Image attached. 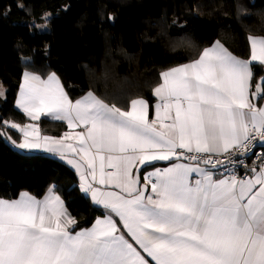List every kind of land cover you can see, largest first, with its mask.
Here are the masks:
<instances>
[{
	"label": "snow or ice",
	"instance_id": "snow-or-ice-1",
	"mask_svg": "<svg viewBox=\"0 0 264 264\" xmlns=\"http://www.w3.org/2000/svg\"><path fill=\"white\" fill-rule=\"evenodd\" d=\"M248 39V60L217 41L163 71L151 120L144 99H132L129 110L91 92L73 101L55 73L43 79L25 71L18 108L32 121H65L71 131L41 136L36 124L9 123L23 135L18 147L67 159L106 214L73 232L75 219L51 190L43 200L27 192L0 199V264H149L140 250L154 264H264V165L244 177L212 171L264 141V106L252 99L264 100V77L251 91L264 38ZM174 158L195 163L157 168L141 184L140 166Z\"/></svg>",
	"mask_w": 264,
	"mask_h": 264
},
{
	"label": "trees",
	"instance_id": "trees-1",
	"mask_svg": "<svg viewBox=\"0 0 264 264\" xmlns=\"http://www.w3.org/2000/svg\"><path fill=\"white\" fill-rule=\"evenodd\" d=\"M46 12L50 28L38 30ZM249 36H264V0H0V198L24 190L41 197L54 186L76 227L101 214L63 162L10 145L16 133L4 122L28 120L15 104L24 70L56 72L72 99L92 91L122 105L151 100L161 71L195 59L215 40L248 58ZM252 70L256 88L264 66Z\"/></svg>",
	"mask_w": 264,
	"mask_h": 264
},
{
	"label": "crops",
	"instance_id": "crops-1",
	"mask_svg": "<svg viewBox=\"0 0 264 264\" xmlns=\"http://www.w3.org/2000/svg\"><path fill=\"white\" fill-rule=\"evenodd\" d=\"M252 37H256V38H264V36H252ZM248 40H249V39H248ZM217 41H219V40H215V41H213L211 44H209V45L206 46L205 48H208V47H212V46H214V44H215ZM219 43L222 44V45L225 47V45H224L223 43H221L220 41H219ZM205 48H204V49H205ZM225 48H226V47H225ZM204 49H203V50H204ZM249 49H250V41H249ZM203 50H202V51H203ZM202 51H201V53H202ZM228 51H229V50H228ZM250 51H251V49H250ZM229 52H230V51H229ZM201 53H200V54H201ZM231 53H232V52H231ZM200 54H199V56H200ZM232 54H233V53H232ZM233 55L236 56L235 54H233ZM199 56L196 57V58L193 59V60H190V61H187V62H184V63L178 64V65H174V66L169 67V68H167V69H165V70H163V71H167V70H169V69H171V68H173V67H177V66H181V65H184V64L190 63V62H192V61L198 59ZM236 57L239 58V59H242V60H248V59H250V53H249V57H248V58H242V57H239V56H236ZM253 64H258V63L253 62ZM25 71H28V70H24L23 73H24ZM163 71L160 72L159 82H158V83L152 88V90H151V94H152V99H151V100H149V99H147L146 97H143V96H137V97H133V98H131V99L126 100L124 103H122V105L110 104V103L105 102L104 100H103V101H104L105 103L109 104V105H115V106L121 108V110H129V107H130V101H131L132 99H144V100L147 101L148 104H149V119H150V120H151V119H154V118H155V109H154V105H155L156 103L159 102V101H158V98L154 95V89H155V87H157L160 83H162L161 73H162ZM28 72H31V71H28ZM23 73H22V76H21V81H20V84H19V90H18V94H17L16 100H15V104H16L17 99L19 98L20 85L22 84ZM31 73L36 74V75H39V76H40L41 78H43V79H46L47 76H48L49 74L55 73L56 76L58 77V79L60 80V83H61V85L63 86L65 92L67 93V91H66V89H65V86H64V84H63V82H62L60 76H59L56 72H54V71L49 72L46 76H42V75H40V74H38V73H35V72H31ZM256 90H257V87H256V88H253V81H252V89H251V91L255 92ZM89 92L93 93L92 91H87V92H85L83 95H81L80 97H78V98H76V99H72L70 96H69V97H70V99H72L73 101H75V100H77V99H81L82 97H84L85 95H87V93H89ZM67 94H68V93H67ZM93 94H94L98 99H101V98L98 97L95 93H93ZM68 95H69V94H68ZM252 99H253V101L256 103L257 107L264 106V100H260V99H258V98H256V97H253ZM101 100H102V99H101ZM16 106H17V104H16ZM17 107H18V106H17ZM19 109H20V108H19ZM20 110H21V109H20ZM21 111H22V110H21ZM22 112H23V111H22ZM26 117L28 118V120H26L25 122H18V121H14V120H9V121H5V122H4V124H5L9 129H11L12 131H14V132L16 133V137H15V136H11V140H10L11 142H10V145H11L14 149H16L17 151H20V152H38V153H44V154H47V155H49V156H51V157L57 158L58 160H60L61 162H63L67 167H69V168L75 173V175H76V177H77V179H78L79 187H80V189H81V180H80L79 173L76 171V169H75L72 165H70L69 163H67V159H61V157H60L58 154L48 152V151H46V150H45L44 148H42V147H41V148H32V149L19 148V147H18V144L21 143V142H23V135H22V133H20L17 129H13V128L9 127V123L20 124L21 126H23V125H25V124H36V125L39 126L41 136H53V137H57V138H59V137L63 136V134H64L65 132L71 131V130L68 128L67 123H66L65 121H57V120H54V119H53L52 117H50V116H43V115H42L41 118H40V120H38V121H32L28 116H26ZM42 120H45V121L50 122L51 125L48 127L47 125H43V124H41V121H42ZM60 123H62V124H60ZM48 128H50L52 131H47ZM81 130H82L81 128H77V129H75V131H77V132H78V131H81ZM53 132H54L55 134H54ZM12 141H15L16 143L14 144ZM262 144H263V147H264V141H262ZM173 163H188V162H186V161H184V160H182V159H175V158H174L172 161H155V162H153V165H154V166H140V173H139V175H140V177H141V184L143 185V183H144V179H143V178H144V176L147 175L148 173L153 172L155 169H157V168H159V167H162V168L169 167V166H171ZM262 165H264V161L262 162V164L260 165V167H261ZM199 166H200V167H203V166H201V165H199ZM260 167H258L257 170H259ZM214 174H215V175H214V178L217 177V176H219V177L222 178V176L225 175V174H219V173H214ZM250 174H251V173H250ZM198 178H199V177H198L197 174H195V173L192 174L191 179H192L193 182H194L195 179H198ZM50 190H51L54 194L60 196V198L64 201V206H65V208L67 209L66 204H65V200H64L63 197H62V196H61V195L55 190L54 186H50V187L48 188V190L45 192V194H44L43 196H41V197H37V196H35L33 193L24 190V191L19 192V193L17 194V196L14 197V198H0V199H5V200H13V199H17V198H19V195H20L21 193H23V192H27L28 194H30V195L36 197L37 199L43 200V199L45 198V196L49 195ZM81 191H82V189H81ZM82 192H83V194L89 199V201H90L95 207H97V208L101 211V214L98 215V216H96V217L93 219L92 223H91L90 225H88V226H85V227H74V228H70V231H73V232H79V231H81V230H83V229H89V228L93 227V225L95 224V221H96L98 218L102 219V218L104 217V215L106 214V211L102 208V206L97 205V204H95V203L92 201V199H91V194H90V193H85L84 191H82ZM71 217H72V216H71ZM72 218H73V217H72ZM113 219L119 221V218H118V217L113 216ZM118 226L120 227V229H121L122 232H126V230L123 229L122 224H118ZM137 248H138V246H137ZM138 250H140V249L138 248ZM140 251H141V254L144 255L145 258L149 260V264H154V262L151 261V258L147 257V255L144 254V253L142 252V250H140Z\"/></svg>",
	"mask_w": 264,
	"mask_h": 264
},
{
	"label": "built area",
	"instance_id": "built-area-1",
	"mask_svg": "<svg viewBox=\"0 0 264 264\" xmlns=\"http://www.w3.org/2000/svg\"><path fill=\"white\" fill-rule=\"evenodd\" d=\"M216 159L217 157H213ZM220 159H225L224 157H219ZM188 163L194 164L195 162L186 160L184 158H180ZM232 160L234 163L229 164L227 166V169L221 167L219 171L212 169L214 173L219 174H225L230 175L232 173L237 174L240 177H244L246 175H249L251 173V169L258 168L264 161V147L262 144V141L259 140V138H256L252 141L250 150L245 152L243 155H240L239 153H235L232 155ZM227 164V160L225 161ZM203 167H208L200 164ZM158 169H163L162 167H159Z\"/></svg>",
	"mask_w": 264,
	"mask_h": 264
},
{
	"label": "rangeland",
	"instance_id": "rangeland-1",
	"mask_svg": "<svg viewBox=\"0 0 264 264\" xmlns=\"http://www.w3.org/2000/svg\"><path fill=\"white\" fill-rule=\"evenodd\" d=\"M52 15L50 14V12H46L43 15V20L44 22L41 24L36 23L35 26L38 28V30L41 31H47L50 28V19H51ZM5 92H6V87L0 83V98H4L5 96Z\"/></svg>",
	"mask_w": 264,
	"mask_h": 264
}]
</instances>
